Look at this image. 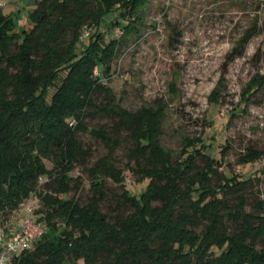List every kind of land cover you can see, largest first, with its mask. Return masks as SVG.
<instances>
[{
  "label": "trees",
  "instance_id": "obj_1",
  "mask_svg": "<svg viewBox=\"0 0 264 264\" xmlns=\"http://www.w3.org/2000/svg\"><path fill=\"white\" fill-rule=\"evenodd\" d=\"M143 3L35 0L31 25L19 31L14 13L0 9V225L16 216L17 227L30 198L43 228L8 264H264V199L247 209L259 178L221 171L200 137H184L177 149L165 147L160 139L167 104L155 99L127 109L103 82ZM113 12L106 26L117 25L122 33L106 40L102 24ZM262 86L264 74L251 79L243 103ZM98 92L105 103L94 101ZM93 113L126 131L127 168L137 180H147L143 191L123 185V170L115 163L121 138L104 126L87 127L85 118ZM78 131H88L105 147L92 163ZM262 156L264 150L248 145L237 161L253 164ZM76 164L89 179L85 203L70 193L81 184L71 174ZM107 179L121 186L127 206L115 220L101 208Z\"/></svg>",
  "mask_w": 264,
  "mask_h": 264
},
{
  "label": "rangeland",
  "instance_id": "obj_2",
  "mask_svg": "<svg viewBox=\"0 0 264 264\" xmlns=\"http://www.w3.org/2000/svg\"><path fill=\"white\" fill-rule=\"evenodd\" d=\"M34 2L0 0V9L14 13V30L19 31L31 25L28 13ZM114 14L107 15L102 24L106 40L122 33L117 25L106 26ZM139 16L134 31L120 42L112 74L103 82L114 92L115 102L127 109L150 105L155 99L167 104L160 139L165 147L177 149L184 137H200L209 144L207 151L217 158L221 171L259 178L253 187L254 197H249L250 209L256 198L264 199V156L253 164H241L237 159L248 145L264 150V86L246 104L241 94L251 79L264 74V0H144ZM249 33L243 45L241 40ZM217 86L220 92L212 101ZM94 101L103 104L107 98L98 92ZM85 123L93 128L104 126L121 138L115 163L123 170V185L133 193L143 191L147 180H137L127 168L130 138L126 131L103 114L93 113ZM77 137L89 154L88 163L105 153L100 140L88 131H78ZM44 162L52 167L49 160ZM71 174L79 176L81 184L70 193L85 203L90 195L87 174L81 164H76ZM121 190L120 185L106 180L101 208L110 220L127 211L119 197ZM32 204L35 208L34 200ZM19 218L7 219L0 229L11 234Z\"/></svg>",
  "mask_w": 264,
  "mask_h": 264
},
{
  "label": "built area",
  "instance_id": "obj_3",
  "mask_svg": "<svg viewBox=\"0 0 264 264\" xmlns=\"http://www.w3.org/2000/svg\"><path fill=\"white\" fill-rule=\"evenodd\" d=\"M88 29L82 36L88 34ZM98 73L97 65L94 66V74ZM73 121L70 122L72 124ZM264 166V157L261 158ZM43 228L33 214V204L28 198L23 205V218L14 232L7 235L0 229V264H8L11 257L22 250L31 247L33 241L42 234Z\"/></svg>",
  "mask_w": 264,
  "mask_h": 264
}]
</instances>
